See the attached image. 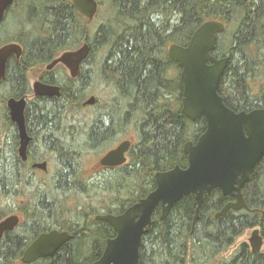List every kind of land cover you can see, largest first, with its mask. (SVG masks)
<instances>
[{"label": "trees", "instance_id": "16d2710c", "mask_svg": "<svg viewBox=\"0 0 264 264\" xmlns=\"http://www.w3.org/2000/svg\"><path fill=\"white\" fill-rule=\"evenodd\" d=\"M98 3V24L71 0H14L0 22V47L11 42L22 47L20 58L8 60L0 108L10 97L29 95L33 69L85 42L90 46L77 77L57 73L56 67L46 71L45 83L59 85L61 95L28 101L25 121L34 139L27 160L15 152L9 169L0 166V196L22 199L0 206V221L13 212L21 216L18 226L0 238V264H24L20 259L26 248L53 229L73 238L53 257L29 264H93L115 234L96 215L123 213L156 187L157 172L187 166L184 145L203 134L207 121L204 116L191 121L182 113L181 67L168 48L186 46L204 22L225 24L212 54L229 58L218 90L227 106L264 108V0ZM9 17L16 18L15 31L4 27ZM92 95L95 104L84 106ZM5 118L11 123L7 113ZM131 135L135 142L124 165L101 179L85 177L87 155H102ZM50 159L55 165L51 175L31 166ZM242 193L248 208L230 209L227 217L218 218L216 213L233 198L219 188L206 194L194 226L192 195L182 197L163 220L159 206L142 238L138 264H264V251L253 253L247 241L227 254L250 228L259 227L264 236V157Z\"/></svg>", "mask_w": 264, "mask_h": 264}, {"label": "water", "instance_id": "95a60500", "mask_svg": "<svg viewBox=\"0 0 264 264\" xmlns=\"http://www.w3.org/2000/svg\"><path fill=\"white\" fill-rule=\"evenodd\" d=\"M83 16L93 19L98 11V0H71ZM14 0H0V22ZM225 24L209 20L199 26L186 46H169L170 58L181 67L183 83L182 113L191 121L205 117L207 128L198 139L184 145L188 164L179 165L157 172L156 187L135 204L120 214L96 215L95 219L108 222L116 235L106 242L104 252L93 264H138L142 238L154 224V213L161 206V219H165L171 208L184 196L192 195L197 202L193 226L199 218L205 195L219 188L223 195L231 196L229 201L216 213V217H227L230 209L248 208L242 189L249 181L256 165L264 157V108L251 111H236L225 103L219 94V86L227 68L228 57L216 58L212 52L216 48L218 33L223 32ZM90 46L87 42L74 50L62 52L47 65L52 70L63 64L72 78L81 71V64L87 59ZM22 47L17 42L0 47V83L6 78L9 58H20ZM34 96L59 97V85L35 81ZM96 97L90 96L84 106L93 105ZM29 95L7 99L9 117L18 131V155L27 160L31 136L27 131L25 109ZM132 145L125 140L106 152L99 164L118 167L127 162V153ZM33 168L48 171V162H36ZM264 214V212H263ZM21 219L12 214L0 221V237L5 231H13ZM73 238L67 231L53 229L41 233L24 251L21 262L33 263L38 259L53 257L65 243ZM253 253H259L264 246V236L255 228L249 238Z\"/></svg>", "mask_w": 264, "mask_h": 264}, {"label": "rangeland", "instance_id": "374dc122", "mask_svg": "<svg viewBox=\"0 0 264 264\" xmlns=\"http://www.w3.org/2000/svg\"><path fill=\"white\" fill-rule=\"evenodd\" d=\"M15 19L16 18L9 17L7 19V21L5 23L6 25L4 27L6 29H8L9 31H15L17 28V25L15 24V22H16ZM93 21H94V23L98 24L101 21V18L97 16L96 18H94ZM56 70L58 71L57 73L60 72L62 74L65 73V74L69 75L68 69H66L63 64L57 65ZM42 72H46V66L45 65L40 67V68L33 69V71H31L30 75H29V80L31 79V83H32V80L36 79ZM100 87L101 86H99L96 90L100 91V94H102ZM100 96H104V94L100 95ZM6 113L9 116L7 106H6V108L1 107L0 108V150H1L0 152L2 154V157H0V166L3 164V165H6L5 167H7L9 169L11 167V163H13L14 159H15L14 153L16 152V154L18 155L19 137H18V131H17L15 124L13 122H11V123L7 122V120L5 118ZM131 137L133 138L132 140L135 141L134 135H131L129 138H131ZM102 155L90 153L89 155H87L85 157V159L83 160V164H82V169L84 171L85 177H90L93 180H96V179H101L104 175L108 174L107 171L102 170L97 166L99 159L102 157ZM48 164H49V166H48L49 167V171H48L49 173H47V172L46 173L51 175L55 169L54 161L52 159H50ZM39 173L42 174L45 172L41 170ZM20 200H22V199H18L15 202L13 199L7 198V200H5L4 198H2L0 196V206H3L4 203H9V204L14 205V202L17 203ZM13 213H15V212H13ZM13 213H10V214H13ZM253 230H254V228H250L242 236H240L237 243L232 247V249L227 254H230L233 251V249H235L237 247V245L239 243H241L243 241L248 242V239L251 236V232ZM262 250L264 251V246H263Z\"/></svg>", "mask_w": 264, "mask_h": 264}, {"label": "flooded vegetation", "instance_id": "af4514ba", "mask_svg": "<svg viewBox=\"0 0 264 264\" xmlns=\"http://www.w3.org/2000/svg\"><path fill=\"white\" fill-rule=\"evenodd\" d=\"M219 35V34H218ZM46 71H52V70H47V68H46ZM46 72H42L36 79H34V80H32V83H31V79L29 80L30 82V88H31V92L29 93V101H31V100H33L34 98H36V97H38V96H34L33 95V84L35 83V81H41V82H43V83H45V80H44V74H45ZM47 97V96H46ZM95 104V103H94ZM93 104V105H94ZM93 105H91V106H93ZM34 139V137H33V133H32V135H31V141ZM133 138L131 137V138H124V139H122V140H120L119 142H117L113 147H111L109 150H111V149H113V148H115L117 145H119L121 142H123V141H125V140H131L132 141V145H133V143L135 142V141H133L132 140ZM31 141H30V143H31ZM30 143H29V145H30ZM131 145V146H132ZM109 150H107L106 152H108ZM105 152V153H106ZM104 153V154H105ZM103 154V155H104ZM128 154V153H127ZM126 154V155H127ZM100 160V159H99ZM43 161V160H42ZM42 161H37V162H42ZM36 163V162H35ZM34 163H32L31 164V166L33 165ZM49 165V164H48ZM124 165V164H123ZM97 166L100 168V169H102V170H105V171H107V170H110V169H113V168H118V167H120V166H118V167H106V166H102V165H100L99 164V162H98V164H97ZM122 166V165H121ZM33 168V167H32ZM39 170V169H38ZM48 172V171H47ZM20 219H21V217H20ZM114 230V229H113ZM5 232H7V231H5ZM5 232L3 233V235L5 234ZM113 232H115V231H113ZM2 235V236H3ZM115 235H116V233L114 234V236L113 237H115ZM1 236V237H2ZM0 237V238H1ZM113 237H111V238H113ZM34 241V240H33Z\"/></svg>", "mask_w": 264, "mask_h": 264}, {"label": "bare ground", "instance_id": "6f19581e", "mask_svg": "<svg viewBox=\"0 0 264 264\" xmlns=\"http://www.w3.org/2000/svg\"><path fill=\"white\" fill-rule=\"evenodd\" d=\"M13 4V3H12ZM33 91V90H32ZM108 96V95H107ZM210 206V205H209ZM211 207V206H210ZM220 208V207H219Z\"/></svg>", "mask_w": 264, "mask_h": 264}]
</instances>
